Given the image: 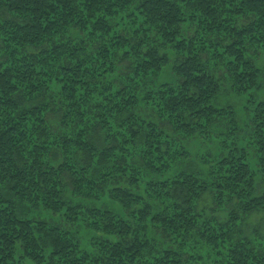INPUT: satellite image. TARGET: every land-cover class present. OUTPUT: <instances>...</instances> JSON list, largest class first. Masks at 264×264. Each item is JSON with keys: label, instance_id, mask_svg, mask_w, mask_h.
Listing matches in <instances>:
<instances>
[{"label": "trees", "instance_id": "trees-1", "mask_svg": "<svg viewBox=\"0 0 264 264\" xmlns=\"http://www.w3.org/2000/svg\"><path fill=\"white\" fill-rule=\"evenodd\" d=\"M258 62L264 0H0V264H264Z\"/></svg>", "mask_w": 264, "mask_h": 264}, {"label": "rangeland", "instance_id": "rangeland-1", "mask_svg": "<svg viewBox=\"0 0 264 264\" xmlns=\"http://www.w3.org/2000/svg\"><path fill=\"white\" fill-rule=\"evenodd\" d=\"M261 71H262V77L260 79V83L262 86V89L259 92H255V97L257 101H260V99H264V65L263 63H260ZM160 80L167 82V81H173V75L171 71L167 68L165 72L160 76ZM219 104H223L224 106L230 105L232 106L233 110L236 113L237 121H239V130L241 132L240 134V142L245 144V137L247 135V130H248V125L250 123V120H248L247 115H246V105H247V100L246 98H241V97H234L231 93H229V87L225 85V89L223 93L219 96ZM188 151L190 156L192 157L189 161V164L184 167L188 171H199L203 172L204 168H202L201 160H200V155H207L208 159L215 160V156L218 154L219 150V144L215 141H210L209 143H201L198 140L194 139L192 142H190L188 145ZM257 188L262 190L260 185H257ZM40 214L39 217L40 219L54 222L57 218L52 216L50 213H38ZM36 215V214H35ZM225 213L220 212L218 216L222 219H225ZM58 220V219H57ZM247 223V226H255L256 229L260 232H264V215L261 213H253L250 217ZM89 231L87 230H80L79 233V238L80 241L83 242L84 246H87L86 248L88 249V239L91 237Z\"/></svg>", "mask_w": 264, "mask_h": 264}]
</instances>
